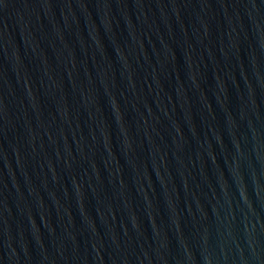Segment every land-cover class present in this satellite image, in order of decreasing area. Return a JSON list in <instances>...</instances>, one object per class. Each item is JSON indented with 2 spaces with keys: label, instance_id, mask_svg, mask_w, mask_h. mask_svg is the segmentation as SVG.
<instances>
[{
  "label": "water",
  "instance_id": "1",
  "mask_svg": "<svg viewBox=\"0 0 264 264\" xmlns=\"http://www.w3.org/2000/svg\"><path fill=\"white\" fill-rule=\"evenodd\" d=\"M0 264H264V0H0Z\"/></svg>",
  "mask_w": 264,
  "mask_h": 264
}]
</instances>
